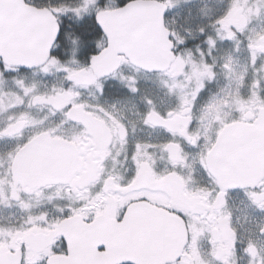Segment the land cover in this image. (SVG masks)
Returning a JSON list of instances; mask_svg holds the SVG:
<instances>
[{"label":"snow or ice","instance_id":"1","mask_svg":"<svg viewBox=\"0 0 264 264\" xmlns=\"http://www.w3.org/2000/svg\"><path fill=\"white\" fill-rule=\"evenodd\" d=\"M0 114V264H264V0H0Z\"/></svg>","mask_w":264,"mask_h":264},{"label":"flooded vegetation","instance_id":"2","mask_svg":"<svg viewBox=\"0 0 264 264\" xmlns=\"http://www.w3.org/2000/svg\"><path fill=\"white\" fill-rule=\"evenodd\" d=\"M182 18L178 17L177 18V23H182ZM143 78H141V83L142 85L148 86L151 85V81L150 80H146L145 79V74H142ZM148 75H152V74H148ZM152 78L154 79L155 77L152 76ZM215 87V86H213ZM5 118V116L3 114H0V121H3ZM66 132L68 131V129L65 130ZM160 135L158 130H152V129H137V132L135 134V137H133L132 139H155ZM119 146L117 145L114 148V152L118 151ZM118 163L115 164V172L117 175H120L122 177L130 175L131 174V169H132V164L131 161H124L123 157L120 156L118 157ZM161 167H163V162H161ZM108 168L109 170H111L113 168V164L112 162L108 163ZM196 179H199V176L196 177ZM244 200V197L241 194H236L233 193L230 198H229V203L230 205L235 209V208H240V209H244L245 208V203H242V201ZM67 201L65 200H56L53 204H45L44 205V210L51 212H55L57 211L59 208H62L66 205ZM32 204L34 205V207L32 208V211L34 213H38L41 208L35 206V201H32ZM251 211V210H249ZM26 212L22 211L18 206L15 205V202H13V206L11 207H6V206H0V226H8V225H19L20 223H22L23 218L25 217ZM252 215L254 217H259V213H252ZM242 224H244L243 218H241L240 221ZM250 227V225L245 224V228ZM240 235L241 238L246 240L248 237V233L246 231H244L243 228L240 229ZM201 246L203 249H207L208 245H207V241L206 240H202L201 241ZM33 249L35 250L38 245L36 243H33L32 245ZM238 258H237V264H247V257L242 253V252H238Z\"/></svg>","mask_w":264,"mask_h":264},{"label":"water","instance_id":"3","mask_svg":"<svg viewBox=\"0 0 264 264\" xmlns=\"http://www.w3.org/2000/svg\"><path fill=\"white\" fill-rule=\"evenodd\" d=\"M106 240L113 241V256L115 260H135L139 254L157 255L167 258V243L164 240H154L149 237L134 234H113L109 235L106 230L95 233L80 234L79 242L82 250L87 249L90 241L97 244Z\"/></svg>","mask_w":264,"mask_h":264},{"label":"trees","instance_id":"4","mask_svg":"<svg viewBox=\"0 0 264 264\" xmlns=\"http://www.w3.org/2000/svg\"><path fill=\"white\" fill-rule=\"evenodd\" d=\"M45 2H47V0H45ZM83 45H82V42H81V44L78 46V47H82ZM77 58H79V57H77Z\"/></svg>","mask_w":264,"mask_h":264},{"label":"rangeland","instance_id":"5","mask_svg":"<svg viewBox=\"0 0 264 264\" xmlns=\"http://www.w3.org/2000/svg\"><path fill=\"white\" fill-rule=\"evenodd\" d=\"M141 78H143V75L141 74ZM145 86V85H144ZM147 87H152V85H148Z\"/></svg>","mask_w":264,"mask_h":264}]
</instances>
